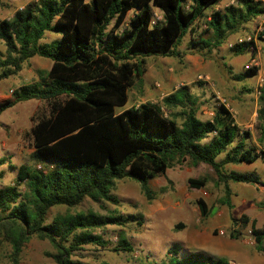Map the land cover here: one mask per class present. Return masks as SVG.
I'll use <instances>...</instances> for the list:
<instances>
[{
  "label": "trees",
  "instance_id": "trees-1",
  "mask_svg": "<svg viewBox=\"0 0 264 264\" xmlns=\"http://www.w3.org/2000/svg\"><path fill=\"white\" fill-rule=\"evenodd\" d=\"M221 0H37L0 21V82L18 75L34 57L51 62L38 71L39 81L22 85L0 101V115L21 102L47 103V116H34L29 134L33 159L43 168L20 166L14 183L0 189V235L11 246L15 260L32 238L47 241L54 252L47 254L55 264H83L72 259L86 246L107 248L96 230L109 226L141 225L139 217L111 212L70 213L86 199L95 204L117 205L111 194L115 182L130 179L139 185L146 200L154 199L149 182L184 162L192 167L206 165L215 184L224 187L223 205L230 207L229 184L264 186L255 173L227 170L229 165L264 163V152L250 143L224 104L213 106L210 120L197 117L199 98L182 86L164 96L161 105L142 103L125 108L128 91L141 83L144 57L181 58L177 47L196 22L205 18ZM153 9L162 16L154 20ZM133 12L125 27L127 14ZM264 15L260 1L236 0L214 10L205 31L191 39L188 51L207 57L247 24ZM259 34V39L263 37ZM47 34L54 36L45 41ZM253 42L230 49L240 56ZM247 68L235 76L238 81L255 76ZM259 139L264 142V91L259 96ZM162 108L167 109L165 115ZM180 119V124L177 123ZM0 160V166L4 164ZM1 177V175H0ZM206 177L189 178L187 187L199 191ZM200 216L209 214L207 204L196 200ZM55 207L67 210L47 223ZM246 215L231 219V240H238L237 225L247 227ZM183 225H175L181 229ZM255 248L264 252V226L250 225ZM179 244L168 249L159 264H231L205 252L178 258ZM112 252L132 253L130 243L120 235Z\"/></svg>",
  "mask_w": 264,
  "mask_h": 264
},
{
  "label": "rangeland",
  "instance_id": "rangeland-1",
  "mask_svg": "<svg viewBox=\"0 0 264 264\" xmlns=\"http://www.w3.org/2000/svg\"><path fill=\"white\" fill-rule=\"evenodd\" d=\"M37 0H0V21L11 19L14 13ZM263 3L264 0H255ZM236 0H221L213 9L205 12V18L196 22L192 32H188L177 47L181 58L160 56L144 57L145 73L142 82H135L128 91V101L125 108L139 106L142 103L161 105L164 96L176 89L187 86L191 94L199 98L200 107L197 117L210 120L212 108L224 104L232 113L236 125L241 131L250 134V143L257 151L264 152V142L259 139L258 111L260 92L264 91V15L247 24L239 33L230 36L207 57H202L188 51L191 39H198L205 31V22L214 10H222L234 5ZM133 12L126 17L125 27ZM153 17L161 21V13L153 9ZM263 37L259 39V34ZM252 36L255 49H249L240 56H234L230 49L236 37ZM54 36L47 34L45 41ZM0 51L4 46L0 42ZM51 62L34 57L26 62L21 72L0 82V101L7 99L11 91L22 85L39 81L38 71H47ZM247 68H256V75L246 77L242 81L234 79L243 74ZM165 115L167 109L162 108ZM49 106L45 102L31 100L21 102L0 115V189L12 185L20 166L40 169L42 164L33 159V147L30 138L32 119L35 116H47ZM170 116V115H169ZM171 117V116H170ZM180 124V119L176 120ZM227 170L255 173L264 183V163L261 160L251 165H229ZM206 177L207 186L199 191L187 187L189 178ZM215 176L206 165L192 167L188 162L168 169L164 175L149 182L154 193V199L148 201L140 191L139 185L130 180L116 181L111 194L118 203L107 202L95 204L86 199L79 207L69 210L70 213L93 211L99 215L111 212L126 216L139 217L141 225L127 224L124 227L109 226L96 230L108 243L107 248L86 246L83 251L75 252L72 259L83 264H159L167 260L168 249L173 244H179L181 250L178 258H184L188 253L205 252L227 261L237 260L246 264H264V252H258L250 235V225L257 228L264 226V186L246 184H229L230 207L221 203L224 200V187L215 184ZM202 199L209 209L208 216L203 219L198 211L196 200ZM67 210L63 207L52 208L46 222L52 221L58 214ZM241 215L249 217V224L242 228L238 240L228 237L232 229L231 219ZM183 227L176 230L175 225ZM120 235L130 243L132 253L112 252ZM230 242L233 248H227ZM54 250L45 240L32 238L22 248L20 255L14 260L11 246L0 235V264H55L47 254ZM243 255L238 256L237 253Z\"/></svg>",
  "mask_w": 264,
  "mask_h": 264
},
{
  "label": "built area",
  "instance_id": "built-area-1",
  "mask_svg": "<svg viewBox=\"0 0 264 264\" xmlns=\"http://www.w3.org/2000/svg\"><path fill=\"white\" fill-rule=\"evenodd\" d=\"M248 42H253L254 43V39L252 38V36H248L246 38H242V37L238 36V37H236V39L233 42V44L230 45V47L238 46V45H241L243 43H248ZM251 49H253V48L251 47Z\"/></svg>",
  "mask_w": 264,
  "mask_h": 264
},
{
  "label": "crops",
  "instance_id": "crops-1",
  "mask_svg": "<svg viewBox=\"0 0 264 264\" xmlns=\"http://www.w3.org/2000/svg\"><path fill=\"white\" fill-rule=\"evenodd\" d=\"M136 107H137V106H136ZM231 241H233V240H231ZM225 244H226L227 248H233V245H232L230 242H227V243H225ZM237 255H238V256H241V255H243V253L240 252V253H237ZM229 262H231V261H229ZM232 262H233V264H246V263H240V262H238L237 260L232 261Z\"/></svg>",
  "mask_w": 264,
  "mask_h": 264
}]
</instances>
